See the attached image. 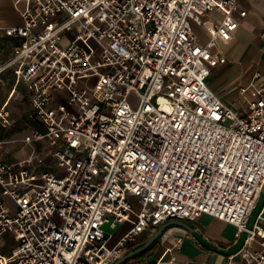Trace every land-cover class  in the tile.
I'll list each match as a JSON object with an SVG mask.
<instances>
[{
    "label": "built area",
    "instance_id": "built-area-1",
    "mask_svg": "<svg viewBox=\"0 0 264 264\" xmlns=\"http://www.w3.org/2000/svg\"><path fill=\"white\" fill-rule=\"evenodd\" d=\"M13 5L21 23L4 33L19 45L0 76L25 84L39 128L21 140L28 157L0 162V239L17 244L0 264H112L142 234L202 215L247 234L228 264H264V211L247 229L264 187V84L239 89L242 107L209 88L237 0ZM211 13L201 44L193 26ZM105 226L125 230L113 241Z\"/></svg>",
    "mask_w": 264,
    "mask_h": 264
},
{
    "label": "crops",
    "instance_id": "crops-1",
    "mask_svg": "<svg viewBox=\"0 0 264 264\" xmlns=\"http://www.w3.org/2000/svg\"><path fill=\"white\" fill-rule=\"evenodd\" d=\"M220 17L219 14L211 13L204 18L201 26H193L194 34L201 44L208 41L212 24ZM234 17L238 22V28L232 33L228 43L218 45L219 52L226 58V64L213 70L209 88L226 104L242 107L243 102L239 96V89L247 87L252 82L254 86L264 84V42L259 38L264 32V0H237ZM20 23L19 13L13 5V0H0V66L9 60L13 49L19 45V41L6 36L4 30L17 27ZM255 73H258L259 77L254 80ZM0 77V108L7 103L6 109L10 122L9 105L15 96H18L16 102L25 101L29 105L31 114L26 86L16 82L13 69L6 70ZM225 86L229 88L227 93H223ZM247 95L252 97L253 90L250 89ZM28 122L29 130L39 128V124L31 117ZM2 141L8 143L0 152L10 145V141ZM37 148L41 151V155L49 160L42 154L41 146L38 145ZM0 162L6 161L0 160ZM261 217L264 220V212ZM182 222L221 250L234 248L242 235L236 239L234 227L206 215ZM152 232H147L140 244L145 242ZM129 261L138 264H228L230 262L229 256L219 254L201 244L189 231L176 225L166 228L151 248ZM231 264H241V262L235 257Z\"/></svg>",
    "mask_w": 264,
    "mask_h": 264
},
{
    "label": "rangeland",
    "instance_id": "rangeland-1",
    "mask_svg": "<svg viewBox=\"0 0 264 264\" xmlns=\"http://www.w3.org/2000/svg\"><path fill=\"white\" fill-rule=\"evenodd\" d=\"M223 66H220L219 68ZM228 90H229L228 86L223 87V93H227ZM17 99H18V96H15L9 105V112L11 114L10 125L5 128L0 127V139L10 141V145L6 146L3 152H0V160L10 162V163L21 162L26 157H28L32 151L31 146L22 145L21 143V140L30 131L29 130L30 125L28 122L30 118V108H29V105L25 101L16 102ZM227 105L231 106L230 103ZM124 230L125 228L122 226H120V228L115 231H112L108 228V226H105V231L114 235L112 239L113 241L114 239L119 237L121 232ZM143 237H144L143 235L139 236L138 240L142 242L144 240ZM16 245L17 244L15 243V241L13 240L11 236L4 235L0 239V255L7 256L9 254V251L12 248H14ZM138 256L139 255H137L136 257Z\"/></svg>",
    "mask_w": 264,
    "mask_h": 264
},
{
    "label": "water",
    "instance_id": "water-1",
    "mask_svg": "<svg viewBox=\"0 0 264 264\" xmlns=\"http://www.w3.org/2000/svg\"><path fill=\"white\" fill-rule=\"evenodd\" d=\"M262 211H264V187H262V189L260 191V195H259V198L257 201V205H256V207H255V209H254V211H253V213L249 219V222L247 225L248 230L252 229V227L254 226L256 220L258 219V217ZM171 225H176V226L182 227L183 229L189 231L194 236V238H196V240H198L201 244L207 246L208 248L216 251L219 254H223V255H227V256L235 255L241 249V247H242V245H243V243L247 237V234L244 232V233H242L241 237L239 238V240H238L237 244L234 246V248H232L231 250H221V249L215 247L214 245L210 244L206 240H204L199 234L194 232L191 228H189L182 221L171 220L169 222L163 223L162 225H160L159 227L154 229V231L150 234L149 238L145 242H143L139 247L125 252L120 258L115 260L112 264H124V263H126V261L128 262L129 260L133 259L137 255L142 254L154 242H156V240L160 236H162V234L164 233L166 228H168Z\"/></svg>",
    "mask_w": 264,
    "mask_h": 264
},
{
    "label": "trees",
    "instance_id": "trees-1",
    "mask_svg": "<svg viewBox=\"0 0 264 264\" xmlns=\"http://www.w3.org/2000/svg\"><path fill=\"white\" fill-rule=\"evenodd\" d=\"M155 243V242H154ZM154 243L149 247V248H151L153 245H154ZM141 244L139 243V244H136V245H131V246H129L128 248H127V251H129V250H132V249H135V248H137V247H139ZM148 248V249H149ZM147 249V250H148ZM127 262V261H126Z\"/></svg>",
    "mask_w": 264,
    "mask_h": 264
},
{
    "label": "flooded vegetation",
    "instance_id": "flooded-vegetation-1",
    "mask_svg": "<svg viewBox=\"0 0 264 264\" xmlns=\"http://www.w3.org/2000/svg\"><path fill=\"white\" fill-rule=\"evenodd\" d=\"M147 233V232H146ZM146 233H144V234H142L143 236H146ZM144 238V237H143ZM139 243H140V241H139Z\"/></svg>",
    "mask_w": 264,
    "mask_h": 264
}]
</instances>
